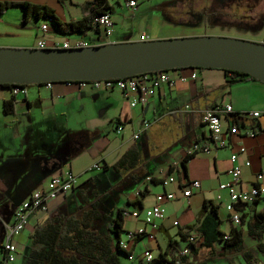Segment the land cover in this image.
<instances>
[{"label":"crops","instance_id":"1","mask_svg":"<svg viewBox=\"0 0 264 264\" xmlns=\"http://www.w3.org/2000/svg\"><path fill=\"white\" fill-rule=\"evenodd\" d=\"M0 1L45 4L61 20H74L84 14V6L88 0H67L69 6L66 12L62 9L65 0ZM123 2L108 0L111 6L109 14L119 32L113 26V31L106 40H102L99 30L86 31L81 35L92 40L99 39V43L211 35L202 29L192 28L189 26L191 24L160 15L158 24H152L149 33L144 30L137 33L138 25L134 20L137 7L129 9ZM122 8L127 9L120 13ZM22 19L23 11L19 8L10 7L0 13V47H33L38 39L50 45L52 42L71 41L81 36L60 34L49 23H46L47 30L41 32L39 25L44 20L35 21L29 17L22 22ZM211 23L208 22L212 26L226 25ZM251 41L264 43V34L258 40ZM168 74L174 80L172 84L163 83L155 89L146 103L134 106L129 105V99L135 94L131 93L126 98L116 88L94 89L88 84L61 81L53 82L50 87L43 84L27 85L23 95H12L9 86L0 85V221H11L13 209L32 189L44 186L50 176L67 169L77 177V186L73 190L63 198L59 195L51 200L48 211L31 214L27 224L12 237L19 253H22L26 238L37 221L55 212H72L83 200H94L93 191L98 192L96 182L99 178L96 176L98 174L91 175L90 172L98 170L103 176L115 179V188H120L121 197L114 199L115 209L123 207L125 211L137 210L139 213L135 219L122 217L124 230L136 229L142 225V210L155 203L157 194H173L172 199L162 202L165 213L157 221V228L151 230L149 226L145 227L146 231L152 233L151 236L140 235L128 241L125 252L132 255V258L128 259L123 254L126 259L121 261L118 256V264H158L156 260L161 255L177 264H247L243 257L244 251L249 253L252 264H264V251L257 247V243L264 244V219L259 241L249 236L246 229L253 213L264 215V197L258 198L254 203L242 205L239 215H244V219L234 227L224 209L228 200L227 190L217 188L219 183L228 180L231 153H237L235 162L241 169L239 182L234 186L236 190L248 189L253 182L264 184V174L256 179V174L264 171V83L241 79L226 85L225 72L216 68L196 69L195 78L189 77V67L169 70ZM180 76L185 79L180 80ZM10 98L14 99L13 110L5 112L3 101ZM226 104L231 106V113L258 111L259 116H239L238 132L225 133L224 145L215 148L208 129L200 121V114L203 110ZM231 113L219 116L225 131L236 125ZM143 120L149 124L146 129H142ZM118 126L121 128L116 132ZM166 129H174V134L171 135V142L165 147L164 154H156V157L147 154L148 150L144 154L142 147L149 143V138L154 139L158 132ZM248 129L253 130L252 136L245 133ZM80 130L92 132L88 142L68 145V134ZM135 133H138L137 138H133ZM193 144L208 147L209 150L207 153H194L182 167L180 160L188 154L189 147ZM238 146L244 147L243 153L238 152ZM131 148L137 153L134 169L119 168L113 171L111 165ZM244 161L249 164L245 166ZM94 164L97 166L94 167ZM168 170V174L175 180L162 185L161 179L168 175ZM132 176L134 180H131ZM193 179L199 181V187L192 188L191 193L183 197V186ZM217 194L221 197L219 203L215 201ZM97 197L99 198V192ZM137 199L140 204H134L127 210L125 201ZM204 200L217 206L220 232L227 234L232 228L241 232V250L226 249L219 241L208 247L200 246V243L188 244L187 236L199 235L195 227ZM118 202L122 204L118 205ZM120 238H124V232ZM185 247H188L187 254L180 256L178 252ZM145 250L151 252L152 261L147 262L139 257ZM1 256L0 249V264Z\"/></svg>","mask_w":264,"mask_h":264},{"label":"trees","instance_id":"2","mask_svg":"<svg viewBox=\"0 0 264 264\" xmlns=\"http://www.w3.org/2000/svg\"><path fill=\"white\" fill-rule=\"evenodd\" d=\"M179 2L181 4L183 3L184 6V1ZM10 7L19 8L23 11L22 22H25L29 17L35 21L42 19L46 23L51 24L56 32L63 35H81L86 31H98V28L93 25L92 19L103 12H111V6L108 0H88L84 6V14L80 18L74 20H61L55 14L54 10L45 4H37L28 1H0V13ZM190 16V21L184 20L182 22L187 24L196 23V13L191 12ZM79 37L84 36L81 35ZM174 69L176 68L169 70ZM223 71L226 74V85H230L241 79L256 81L249 75L241 72L232 70ZM11 85L12 84L7 83L1 84V86L9 87ZM13 105V98L3 101V111H12ZM238 114L239 113H231L233 117L232 120H234L236 126L239 124ZM240 124L242 125L241 122ZM91 136L92 132L82 130L71 131L68 134L67 144L70 146L78 142L85 144ZM136 155L137 153L133 148L128 149L111 165V169L113 171H117L119 168L128 170L134 169L135 163L137 162ZM192 155L193 153L185 154L180 160V165L184 167V163ZM168 173L169 170L167 171V174ZM126 178L127 177H125L124 180H126ZM131 180H134V176L131 177ZM140 194L143 196V193ZM93 196L95 197L94 200L90 202L83 200L82 204L77 205L72 212H55L37 221L26 238L25 247L21 253V264H118V255L120 253L128 256V253L118 245L121 234L124 232L122 218V213L125 211L124 208L117 207L114 215L108 218L107 213L99 208L98 192L96 193L93 191ZM81 198L83 199V196H81ZM251 203L236 204L237 211L239 212L242 205ZM124 204L131 206L134 204L139 205L140 200L125 201ZM101 219L108 220L105 233H100L94 228V224ZM241 219H244V215H242V217L240 216V224ZM251 219L252 220L247 223V233L253 239L259 241L263 231L262 221L264 215L262 213H253ZM197 222L198 224L195 230L202 237V241L199 244L200 246L208 247L214 242L219 241L222 242V246L226 249H242L241 232L236 228L229 230L227 233L229 235L228 238H223L224 234L220 232L218 228L220 220L217 215V206L211 201H203ZM188 228L190 229L191 226ZM257 247L264 251V244L257 243ZM243 257L247 264H252L249 253L244 251ZM156 262H158V264H175L172 260L165 259L162 255Z\"/></svg>","mask_w":264,"mask_h":264},{"label":"water","instance_id":"3","mask_svg":"<svg viewBox=\"0 0 264 264\" xmlns=\"http://www.w3.org/2000/svg\"><path fill=\"white\" fill-rule=\"evenodd\" d=\"M184 67L232 70L264 83V44L199 35L67 49L0 47V85L124 78Z\"/></svg>","mask_w":264,"mask_h":264},{"label":"built area","instance_id":"4","mask_svg":"<svg viewBox=\"0 0 264 264\" xmlns=\"http://www.w3.org/2000/svg\"><path fill=\"white\" fill-rule=\"evenodd\" d=\"M125 5L129 9H134L137 5L138 0H124ZM92 23L94 26L98 28L101 32L103 39L106 40L108 36L113 31L114 22L111 15L107 12H103L92 19ZM39 29L41 32L47 30L46 22H43L39 25ZM143 40V39H141ZM98 42V43H97ZM99 39L92 40L88 37H79L73 40H64L62 42H52L50 45H47L44 40L38 39L35 42V45L32 48H78V47H87L92 45H99L103 43H99ZM264 44V43H263ZM190 68V78H195L196 69L194 67ZM180 80H184L185 77L180 76ZM174 80L169 76L168 71L158 70L152 72H144L135 74L129 77L124 78H107V79H99V80H91V81H78L79 85H90L94 89H118L122 92L123 97L128 98V95L134 93L135 95L129 99V105L134 106L137 104L143 105L146 103L147 99L153 95L156 88H158L163 83L172 84ZM53 82H44L42 83L45 87H50ZM27 85H17L12 84L10 88V92L12 95H23L25 93ZM223 113H231V106L226 104L223 107L215 106L210 109L203 110L200 114L201 123L206 126L209 131L210 138L216 147H222L225 143V133L235 134L238 132V128L236 125H233L226 129V131L222 128L220 115ZM244 114L250 115L252 117H258V111H252L249 113H239L238 116H243ZM147 121H142V129H146L148 127ZM120 126L116 127V132L120 130ZM245 133L249 136L254 134L253 130L248 129ZM138 133L133 135V138H137ZM208 147L202 146L197 147L195 144L189 147L188 153H196L199 151L208 152ZM238 152L243 153L244 147L238 146ZM237 153H231L229 156V160L231 162V166L227 171L228 180L222 183H219L217 188L220 190H227V202L224 204V209L228 212L229 219L231 224L236 227L240 224V215L237 211L236 204L238 203H251L255 201L257 198L264 197V184H260L259 182H253L250 184V187L245 190L235 189L239 182L240 178V165L237 164L236 161ZM243 164L246 166L249 164L248 161H244ZM94 167L97 165L94 164ZM264 171H260L256 174V179H260ZM149 180V178H147ZM175 178L168 174L161 179V184L166 185L174 181ZM77 186V177L73 175L69 170L65 169L60 171L58 174L52 175L46 181L44 186L36 187L32 189L27 197L23 199L12 211V219L7 222L1 220L2 224V242L0 244V249L2 251L1 256V264H14L19 252L12 241V237L16 236L22 228L27 224L29 216L36 211L46 212L48 211V203L57 197L58 193L67 192L73 190ZM199 181L196 179L190 180L183 186L181 190V195L183 197L188 196L191 193L192 188H198ZM173 198V194L170 192L157 194L155 196V203L148 207L147 209L142 210V225L136 229H127L124 230V238L119 239L118 245L121 249L125 250L127 247V242L134 239L140 235H148L151 236V232L146 231V226H149L151 230H155L157 228V221L161 220L164 217L165 209L162 206V202L164 200H169ZM221 197L219 194L215 195V201L219 203ZM138 211H124L122 213V217L126 218H137ZM228 234H224L223 238H228ZM189 245H193L196 243H201L202 237L200 235H189L186 238ZM188 247L181 249L178 253L180 256L187 254ZM144 261H151L153 256L150 251L145 250L141 252L139 255ZM128 259L132 258V255L127 256ZM177 264V262H175Z\"/></svg>","mask_w":264,"mask_h":264},{"label":"rangeland","instance_id":"5","mask_svg":"<svg viewBox=\"0 0 264 264\" xmlns=\"http://www.w3.org/2000/svg\"><path fill=\"white\" fill-rule=\"evenodd\" d=\"M119 1L123 2L124 0ZM179 1H184V6ZM123 3L122 5H124ZM62 5V9L66 12V8L69 6L68 1L65 0ZM136 7L134 20L137 21L138 25L137 33L142 30L149 33L153 25L158 24L159 15L174 21H190V13L194 12L196 13L197 22L189 26L202 29L207 34H218L219 36L243 38L245 40H258L259 36L264 34V0H138ZM125 9L127 8H122L120 13L125 12ZM208 22L225 23L226 25L212 26ZM114 28L117 29V32L120 31L115 24ZM177 130L179 129L177 128ZM173 134L174 129L158 132L154 139L153 137L149 138V143L142 147V152L145 154V150H148L147 154L156 157H158L156 154H164V149L167 145L169 146ZM90 174H98L96 176L99 181L97 180L96 184L99 192V208L106 212L108 218H110L115 212L116 202L114 199L117 196L121 197L120 188H115V179L103 176L101 171L92 170ZM67 192L58 193L57 196L60 195L59 197L63 198ZM117 204H122V202ZM124 206L127 210L132 208L131 205L124 204ZM107 226V219H101L94 224V228L100 233H105ZM2 232L0 221V244L2 242ZM118 256L121 261H125L126 258L123 254L120 253ZM14 264H21V252Z\"/></svg>","mask_w":264,"mask_h":264}]
</instances>
